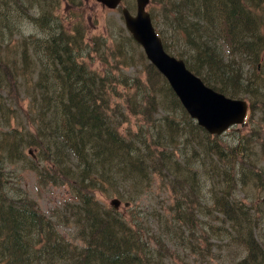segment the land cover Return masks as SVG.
Instances as JSON below:
<instances>
[{
	"label": "trees",
	"instance_id": "obj_1",
	"mask_svg": "<svg viewBox=\"0 0 264 264\" xmlns=\"http://www.w3.org/2000/svg\"><path fill=\"white\" fill-rule=\"evenodd\" d=\"M193 3L195 8L191 0H150L148 12L163 50L182 60L186 70L213 91L247 102L251 120L254 108L261 107L260 104L256 106V102L264 105V0H193ZM182 9L186 10L184 15L180 13ZM40 22H47V18ZM52 22L49 18L46 26L49 35L35 41L37 81L31 86V94L24 86L19 97L31 98L30 109H35L29 113L31 119L23 115L26 119L23 122L19 111L13 119L7 100L0 99V264H163L164 258L173 257L170 250L173 241L185 244L173 237V232L187 231L185 228L190 224L202 222L205 214L212 219L204 221L202 226L210 231L213 227L218 229L217 237L223 233L225 240H220L221 244L227 241L231 247V242H240L245 254L237 264H264V256H261L264 245L258 243L253 234L264 218V198L261 199L260 193L255 194L247 203L249 198L238 199L237 195L229 193L230 185L238 180L242 188L250 186L253 192L252 186L257 185L264 194V180H259L251 164L245 161L247 153H251L245 142L251 138L248 132L254 130L253 125L243 132L236 129L231 134L226 131L218 136L206 133L188 118L166 81L142 54L137 61L163 79V84L153 80L145 87V80L140 83L125 77L100 76L83 60L88 49L82 46L86 39L80 34V17H76L69 29H62L55 18ZM206 30L212 38L202 35ZM198 33L201 38L189 43L192 52L188 54L193 62L170 49L171 41L180 43L181 39L190 40V36ZM128 40L134 48L137 46L129 35ZM260 44L262 47L257 50ZM118 47L116 45L115 51L109 54L102 50L95 60L111 61L117 67L130 65L131 56L127 55L124 60L114 57L113 54L120 53ZM224 52L229 59L238 56L240 67L234 60H224L221 56ZM25 53L26 49L23 60ZM245 53L252 58L243 57ZM3 59L9 67H16L7 52ZM24 71L28 72L26 65L22 76ZM9 74L7 71L8 79ZM116 83L123 88L120 102L107 93ZM164 90L167 93H162ZM155 96H163L162 109L171 114L155 119L162 120L155 125L156 130L148 127L150 139L159 143L147 142L141 133L148 114L140 116L142 124L136 130L126 129L121 134L118 125L127 122L124 111L133 116L137 113L136 107L146 104L153 112L157 110ZM10 122L15 124V129L9 127ZM226 135H230L227 140L234 145L223 148L221 142L227 141ZM2 137H8L7 144ZM195 138L198 141L195 147L182 146ZM243 145L247 153L242 154ZM23 147L31 148L33 154L28 149L30 155L24 156ZM213 151V162L210 161L209 168L202 172L213 173L212 176H219L221 172L223 177H220L221 182L208 178L210 189L198 200L204 174L198 192L193 194L199 171L190 162H202ZM228 157L232 159L230 162L239 163L237 170L241 174L231 171L225 174ZM218 159L224 161V169ZM174 162H181V166ZM16 164L19 168L35 171L41 185L58 186L63 180H70L73 195L69 194L70 203L65 205L69 209L53 219L39 213L27 193L20 186L10 184ZM178 187L182 188V193L178 192ZM153 188H163L166 192L169 219L150 212L147 216L152 217L162 231L147 232L148 238H143L141 222L118 215L115 209L100 204L95 197L96 194L114 196L129 207L141 201ZM195 201L202 205L189 206ZM259 210L263 215H259ZM192 211L198 212L202 220H195ZM61 222H68L79 243L64 242L57 232ZM197 235L194 238L196 249L190 248L192 255L203 257L207 254L211 257L207 264H214L213 246L211 243L209 246L207 240L215 238L205 229Z\"/></svg>",
	"mask_w": 264,
	"mask_h": 264
},
{
	"label": "rangeland",
	"instance_id": "obj_2",
	"mask_svg": "<svg viewBox=\"0 0 264 264\" xmlns=\"http://www.w3.org/2000/svg\"><path fill=\"white\" fill-rule=\"evenodd\" d=\"M191 2L193 5L192 7L195 8L193 0H191ZM109 4H111V2ZM122 6L128 8L130 14L134 15V0H123ZM148 10L149 6L146 5L145 11L147 12ZM118 12V9L108 8L104 5H101L100 3H97L94 0H0V99L3 98L7 100L8 106L10 107V114L12 115L13 119L15 117L16 111H19L23 122L26 119L30 120L31 118L29 113L31 112V110H35L30 109L31 98L19 99V97L22 93V89H24V86L31 94V86H33L37 81V57L33 55V51L36 48L35 41L43 40L49 35L46 27L49 18L51 19V23H53V18H55L60 23L62 29H69L73 27L76 17H80V19L82 20L80 34L86 39L85 43L82 46L83 48L88 49V55L86 57H83V60L91 70L95 71L100 76L106 77L112 75L116 78L125 77L127 80H131L133 82L139 81L140 83L145 80V84H147L145 87L149 86L150 82L153 80L160 84L164 83L163 79L154 74L151 69H149L145 65L141 66V64L137 61L139 59V54L143 55V50L141 49V47L137 46L134 48L128 40V33L126 32L127 29L124 25L122 17L118 14ZM180 13L184 15L186 13V10L182 9L180 10ZM42 18H47V22L41 23L40 21ZM151 26L153 28L152 23ZM202 35L204 37H206L205 35L211 37V34L207 30L204 31ZM81 36L79 35V40H81ZM197 38H201V35L199 33L197 35L190 36V40L183 38L181 39L180 43L172 41H168V43L170 42L169 47L172 51L178 54H182L183 56L187 57L190 62H193L188 54V52H192V50H190L189 48V43L195 41V39ZM10 43H12L11 46ZM116 45H119L118 50L120 53L113 54L114 57H116L118 60H124L128 58L127 55H129L131 56L130 59L132 61L130 65L117 67L111 61L103 63L101 61L95 60V58L99 56L102 50L105 54L113 53L115 51ZM261 47L262 46L260 44L257 47V50ZM25 49L27 51V53H25L27 56L25 55V59L23 60V53ZM254 51H256V49ZM6 52L10 60H12L16 64V67L11 68L6 65L3 59ZM239 52L240 50H237V53ZM248 54L245 53L243 57L247 59L252 58V56ZM221 56L226 61L234 60L237 63L238 67H240L238 56H233L229 59L226 56L225 52L223 54L221 53ZM25 65L28 68V72L24 71L25 74L24 76H22V69ZM244 69L247 71V66L245 64ZM7 71L10 73L8 75L9 79L7 78ZM149 73L150 76H148ZM14 76H16L15 81ZM10 81L12 82V84L10 83ZM243 82H245V79L242 80V83ZM107 93L114 100L120 102L119 98H121L123 95V88L116 83L111 89L107 90ZM162 93L167 92H165L164 90ZM165 97L166 101L168 102L169 100L167 96ZM154 100L155 104L157 105V110H154L153 112L150 111V108H148V105L146 104L141 108L136 107L137 113L133 116L124 111L123 114L127 117V122L119 123L118 131L123 134L126 129L130 131L136 130V127L142 124L140 116L142 114H148L149 118L146 119L144 125H142L141 133L146 136L147 142H153V144L159 143L158 141H152L150 139V130L148 127L152 126L153 130H156L157 128L155 127V125L162 123V120L155 119H158L159 117L164 115L166 116L171 114L169 113V111H165L164 109H162V104L165 100L163 96H155ZM258 104H260L261 107L258 110L254 108L255 114L253 115L251 120L249 119L250 114L248 111L244 120L245 123L242 126L232 127L230 130H228L227 133L231 134L236 129H239L241 132H243L244 129L245 131H247L249 130V126L253 125L252 129L254 130H250L248 132L251 138H249L245 142L249 149H251V153H247V147L245 145L241 147L240 151L242 154L247 153L248 158L245 159V161L251 164L250 168H252L259 176V180H264V116L261 115L264 114V105L256 102V106ZM23 115L28 117L24 119ZM174 116L179 119L178 114H175ZM180 120L181 119H179L178 121ZM167 123L169 126L170 122L168 121ZM1 127L4 128L5 126L2 125ZM9 127L14 129L16 128L13 122L9 123ZM29 130L32 131L31 127L29 128ZM161 131L162 132L160 135L162 139L163 130ZM198 133H201V131H198ZM229 137L230 135H226L224 139L227 140ZM2 139L6 141L7 144L8 137H2ZM238 141L241 142L242 140L240 139ZM9 142L11 143V141ZM232 142L233 141L231 140H227L221 143H223V148H226L227 146L234 145ZM163 144L167 145L166 143ZM196 145H198V141H196L195 138L190 143H185L182 146L195 147ZM28 149H30L31 153L33 154L31 148L23 147L22 154L26 157L29 156L27 154L29 152ZM213 156H215V151H213L209 155V157H207L206 160L202 162H190V165L195 166L199 171V179L194 185L195 191L193 192V194H196L198 192L200 186L199 181L204 174V181L201 180L202 184L197 195V197L199 198L195 197L198 200H202L200 197H202V195L206 196L205 193L209 191V179L221 182V172H219V176H217V174L212 176L213 173L207 174L205 172H202V170H207L209 168L210 161L213 162ZM186 160L189 162L187 158ZM226 160V164L227 166H229L226 172L222 170L226 175L229 171L236 173L237 175L241 174L237 170L239 164L238 162H230V160H232L231 157H228ZM185 162V158H183V165L185 164ZM218 162L219 164L223 165L224 169V161L218 159ZM18 164H16V166H14L13 168L12 176L11 178H9L13 183L10 184L20 186L24 190V192L27 193L29 199L33 202L35 208L39 213H42L47 217L52 216L53 219V217L61 215L69 209V206H62L70 203L69 194L71 193L73 195V191L70 188L69 184L70 180H63L58 186L52 184L41 185L38 183L37 174L35 171H29L19 168L18 166L20 165ZM174 164L181 166V162H174ZM246 165L249 166V164L247 163ZM230 166L232 167L231 170H229ZM216 169H219V167L216 166ZM160 176L165 177L164 174H160ZM167 176L169 179H171L168 174ZM7 179L8 178H4L5 181ZM233 184L235 185L233 186ZM233 184L230 185V187L232 188L229 193L230 195H237L238 199H244L245 197H247L250 199L247 200L248 203L255 198V194L259 193L261 199L264 198V194H261V190L257 185L252 186V192L250 186L247 188H242L241 183L238 180H234ZM182 191V188L178 187V192L182 193ZM262 193H264V191ZM215 194L217 193L215 192ZM95 197L100 204L106 207H110L109 201L115 198L114 196L104 197L98 194H96ZM197 205L201 206L202 204L196 201L189 204V206L191 207ZM167 207L168 196L164 189L153 188L150 193L141 201L132 204L129 207L123 205V203L120 202V205L116 209V211L118 215L129 216L131 220H137L141 222L143 229V238H148L147 232L161 233L162 227L157 224L152 217H149L147 215L153 211L155 212V214L163 215L165 217V220H167L169 219V216L166 214ZM261 211L262 210H259V215H263ZM138 212H142V214H145L146 216L138 217L142 216V214H138ZM192 212L195 220H202V216L198 212ZM208 217L210 219L206 220L208 219ZM203 218L204 219L202 220V222H199V224L192 223L188 228H185L187 231H184L182 233H178V231L173 232V237H178L180 241L184 242L185 244L179 245L176 241H173L172 246H170L173 257L171 259L164 258L162 261L163 264L209 263L211 260L210 256H208L207 254H204L203 257L194 256L192 255L193 252L190 249H196L194 245V238L198 237L197 233H199L200 230H203L204 232V229L207 231V234H209L210 237L215 238L207 240L209 246H211L210 243L213 246V248L211 249V251H213L212 263L237 264V262L241 260L240 256L244 253V251L241 247L240 242H231L235 247L233 245L229 247L227 245V241L226 243L223 242V244H221L222 242L220 240H225L223 233L218 235V237L220 238L215 236V234L219 232L218 229L213 227V230L210 231L209 229H206L204 226H202L206 221H211V216L206 217L205 214L203 215ZM225 226L226 228H228L227 225ZM258 228L259 229L257 231H253V234H255L257 242L261 245H264V218L258 224ZM57 230L58 234L63 238L64 242H71L73 244L79 243L76 232H74L73 228L69 226L68 222L59 223L57 226ZM32 238L34 239L35 236H33ZM261 256H264V254H262Z\"/></svg>",
	"mask_w": 264,
	"mask_h": 264
},
{
	"label": "water",
	"instance_id": "obj_3",
	"mask_svg": "<svg viewBox=\"0 0 264 264\" xmlns=\"http://www.w3.org/2000/svg\"><path fill=\"white\" fill-rule=\"evenodd\" d=\"M94 1L111 8L119 2V0ZM134 1L135 15L133 17H130L126 9H121L124 25L133 41L141 46L147 62L165 78L185 114L194 122L196 121L195 123L208 134L220 135L229 127L242 124L246 113L245 102L213 92L188 72L182 61L164 53L160 40L151 26L149 16L144 11L148 0ZM110 205L117 208L119 202L113 199Z\"/></svg>",
	"mask_w": 264,
	"mask_h": 264
},
{
	"label": "bare ground",
	"instance_id": "obj_4",
	"mask_svg": "<svg viewBox=\"0 0 264 264\" xmlns=\"http://www.w3.org/2000/svg\"><path fill=\"white\" fill-rule=\"evenodd\" d=\"M106 7L111 8V7H109V6H106ZM111 9H114V8H111ZM257 244H258V243H257Z\"/></svg>",
	"mask_w": 264,
	"mask_h": 264
}]
</instances>
